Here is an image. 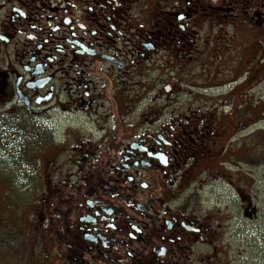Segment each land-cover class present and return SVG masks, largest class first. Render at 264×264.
<instances>
[{
  "label": "flooded vegetation",
  "instance_id": "flooded-vegetation-1",
  "mask_svg": "<svg viewBox=\"0 0 264 264\" xmlns=\"http://www.w3.org/2000/svg\"><path fill=\"white\" fill-rule=\"evenodd\" d=\"M247 3L262 26L261 0ZM235 14L225 0H0V130L25 128L37 155L26 229L52 264H212L239 212L259 219L235 168L264 131L249 122L257 76H183Z\"/></svg>",
  "mask_w": 264,
  "mask_h": 264
},
{
  "label": "rangeland",
  "instance_id": "rangeland-1",
  "mask_svg": "<svg viewBox=\"0 0 264 264\" xmlns=\"http://www.w3.org/2000/svg\"><path fill=\"white\" fill-rule=\"evenodd\" d=\"M236 1L225 0L228 10L236 14L225 21V25L219 26L217 37L219 40L212 46L207 48L206 43L197 41V48L203 50L200 51V57H195L196 62H190L185 68L183 76L186 80L191 76L198 79L205 75L204 71L210 69L219 72V76L225 80L238 72L241 74L248 66L247 68L257 76L254 89L249 91L251 94L248 97V107L252 111L250 115L254 119L248 121L253 122V129L257 132L264 129V113L261 114L264 112V80L261 81L264 76V16L261 17L262 26L256 25L251 19L253 10L249 8V4L241 5L247 0H240L239 4H236ZM261 3L264 5V0H261ZM234 9L236 11H233ZM245 10L249 11L248 14L243 13ZM259 11L264 13V8ZM202 27L210 26L205 23ZM222 43L228 47L232 45L230 52L221 51L216 53L212 60L205 61L204 50L223 49ZM242 54L245 57L240 59ZM232 70L235 71L231 73ZM8 123L10 124V121ZM9 126V130H0V164L8 160L11 163L10 166H0V264H52V259L55 261L56 257L51 258L42 251L44 244L37 241L35 233L31 238L26 229L29 220L31 227L38 224V213L41 212L39 204L41 195H38L39 177L34 173L38 158L33 148L30 149L28 157L26 156V150L29 148L25 145V128L12 124ZM256 138L259 140L254 138V145L252 142L239 148L240 155L245 148V155L251 152V157L237 162L235 168L239 174L247 173L251 182H254L253 193L257 198L255 202L260 208V217L251 224L245 221L239 212L238 225L233 226L234 232L239 231L238 235L229 239V242L218 243L222 246V251L218 256L216 255L212 264H264V131L257 133ZM28 167L32 170L29 174L26 173ZM26 174L29 175L28 180ZM26 183L30 184L29 192L24 187ZM222 198L225 203L230 204L227 194ZM29 202L32 203L31 209L26 208V203ZM231 212L224 211V214Z\"/></svg>",
  "mask_w": 264,
  "mask_h": 264
},
{
  "label": "trees",
  "instance_id": "trees-1",
  "mask_svg": "<svg viewBox=\"0 0 264 264\" xmlns=\"http://www.w3.org/2000/svg\"><path fill=\"white\" fill-rule=\"evenodd\" d=\"M3 136V135H2ZM4 138H8V137H4ZM0 148H1V146H0ZM0 152H1V150H0ZM2 156H4V155H2ZM13 157H14V155H12ZM5 157V156H4ZM10 161L12 162V158L10 159ZM4 164H0V166H5V165H8V166H10V162H9V160L8 161H4L3 162ZM24 187H26V184L24 185Z\"/></svg>",
  "mask_w": 264,
  "mask_h": 264
}]
</instances>
